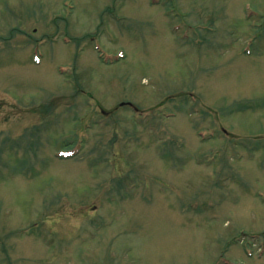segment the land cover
<instances>
[{
  "label": "rangeland",
  "instance_id": "rangeland-1",
  "mask_svg": "<svg viewBox=\"0 0 264 264\" xmlns=\"http://www.w3.org/2000/svg\"><path fill=\"white\" fill-rule=\"evenodd\" d=\"M261 244L264 0H0V264Z\"/></svg>",
  "mask_w": 264,
  "mask_h": 264
}]
</instances>
